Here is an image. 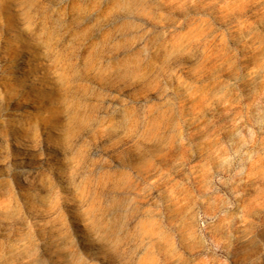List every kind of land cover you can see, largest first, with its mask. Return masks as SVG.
<instances>
[{
  "label": "rangeland",
  "instance_id": "obj_1",
  "mask_svg": "<svg viewBox=\"0 0 264 264\" xmlns=\"http://www.w3.org/2000/svg\"><path fill=\"white\" fill-rule=\"evenodd\" d=\"M0 264H264V0H0Z\"/></svg>",
  "mask_w": 264,
  "mask_h": 264
}]
</instances>
